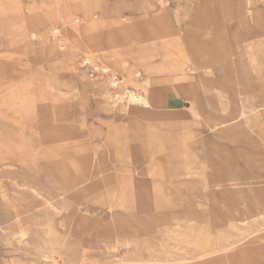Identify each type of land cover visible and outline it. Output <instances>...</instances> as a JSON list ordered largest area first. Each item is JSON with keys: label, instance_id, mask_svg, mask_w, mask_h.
<instances>
[{"label": "rangeland", "instance_id": "374dc122", "mask_svg": "<svg viewBox=\"0 0 264 264\" xmlns=\"http://www.w3.org/2000/svg\"><path fill=\"white\" fill-rule=\"evenodd\" d=\"M263 257L264 0H0V264Z\"/></svg>", "mask_w": 264, "mask_h": 264}, {"label": "bare ground", "instance_id": "6f19581e", "mask_svg": "<svg viewBox=\"0 0 264 264\" xmlns=\"http://www.w3.org/2000/svg\"><path fill=\"white\" fill-rule=\"evenodd\" d=\"M158 66V65H157ZM159 66H160V64H159ZM172 66H173V64H172ZM104 67V66H103ZM154 67V66H153ZM164 69V68H163ZM172 69V68H171ZM170 69V70H171ZM174 69V68H173ZM161 71V70H160ZM165 71V70H164ZM150 92H152V90H151V88H150ZM132 93H134V92H132ZM127 96V95H126ZM128 98V97H127ZM150 98H151V94L149 95V97L148 98H144V97H142V96H136V95H134V94H131L130 95V98H129V100L130 101H132V103H137V104H141V105H143V106H145V107H148V106H150L151 105V103H150ZM131 103V102H130ZM236 180V179H235ZM262 264H264V257H263V260H262Z\"/></svg>", "mask_w": 264, "mask_h": 264}]
</instances>
